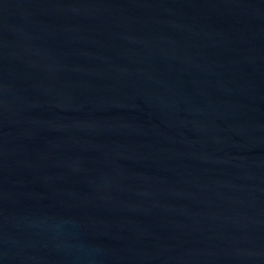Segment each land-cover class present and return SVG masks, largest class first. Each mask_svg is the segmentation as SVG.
<instances>
[{
  "label": "water",
  "instance_id": "obj_1",
  "mask_svg": "<svg viewBox=\"0 0 264 264\" xmlns=\"http://www.w3.org/2000/svg\"><path fill=\"white\" fill-rule=\"evenodd\" d=\"M0 264H264V0H0Z\"/></svg>",
  "mask_w": 264,
  "mask_h": 264
}]
</instances>
